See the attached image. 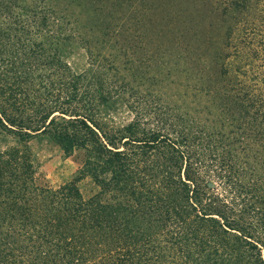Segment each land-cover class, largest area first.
<instances>
[{"label":"trees","instance_id":"16d2710c","mask_svg":"<svg viewBox=\"0 0 264 264\" xmlns=\"http://www.w3.org/2000/svg\"><path fill=\"white\" fill-rule=\"evenodd\" d=\"M27 1L36 0L3 5L17 23L9 37L25 43L24 68L37 57L45 64L33 55L35 46L45 51L44 41L67 36L46 3L39 0L37 9ZM30 27L40 30L39 41L30 39ZM54 50L55 77L68 80L66 88L57 85L58 94L26 105L25 89H0V264H264V198L255 195L257 185L239 184L237 192L223 163L204 167L189 129L99 121L94 93L71 72L60 46ZM226 72H211L198 91L238 115L240 105L249 116L245 128L264 139V107L251 111L248 93ZM36 135L84 152L74 178L56 187L37 182L21 148ZM85 178L93 185L87 195L78 184Z\"/></svg>","mask_w":264,"mask_h":264},{"label":"rangeland","instance_id":"374dc122","mask_svg":"<svg viewBox=\"0 0 264 264\" xmlns=\"http://www.w3.org/2000/svg\"><path fill=\"white\" fill-rule=\"evenodd\" d=\"M41 1L67 36L44 41L45 51L35 46L33 55L45 64L37 57L24 68L25 43L9 37L17 23L0 0V89H25L26 105L58 94L57 85L66 88L68 81L55 77L50 62L60 46L71 72L94 93L99 121L118 127L140 119L155 128L189 129L204 167L215 170L223 163L237 192L239 184H256L255 195L264 198V139L245 128L249 116L240 105L238 115L228 111L229 103L212 102L206 90L198 91L211 72L226 70L248 93L251 111L264 107V0ZM41 1L27 4L38 9ZM30 34L36 41L42 37L31 27ZM21 148L35 165L37 182L54 187L74 178L84 158L82 150L67 152L46 135L33 136ZM78 184L86 195L93 188L88 178Z\"/></svg>","mask_w":264,"mask_h":264}]
</instances>
